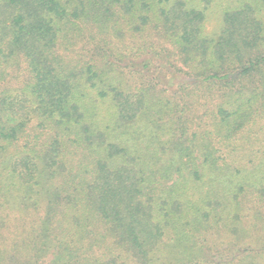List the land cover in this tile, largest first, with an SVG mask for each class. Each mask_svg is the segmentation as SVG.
<instances>
[{"label":"trees","instance_id":"trees-1","mask_svg":"<svg viewBox=\"0 0 264 264\" xmlns=\"http://www.w3.org/2000/svg\"><path fill=\"white\" fill-rule=\"evenodd\" d=\"M213 1L0 0V264H264V0Z\"/></svg>","mask_w":264,"mask_h":264},{"label":"rangeland","instance_id":"rangeland-1","mask_svg":"<svg viewBox=\"0 0 264 264\" xmlns=\"http://www.w3.org/2000/svg\"><path fill=\"white\" fill-rule=\"evenodd\" d=\"M234 2V0H214L213 2H211V4H209L206 8V17L204 20V27L206 29V31L208 33H219L221 31V28L223 26L222 23V17H223V10L229 6L232 5ZM162 47H164L165 49H163L164 51H161V54L159 55L158 59L163 60V61H171L172 65L174 66H179V62H178V56L177 53L175 51V49L170 46L169 44H162ZM145 56V54H144ZM169 58V59H168ZM139 59H143L139 58ZM170 65V62H168ZM153 65H158V62L153 63ZM160 67V66H159ZM154 69V66L152 67ZM152 69V71H154ZM170 69H173L170 67ZM165 76L167 75L168 79L173 76V73H168V70H166V72L164 73ZM244 225L249 226L247 224L244 223ZM252 229H250V231H248L247 236L244 240V242H241V245H258V243L256 241H254V237L251 235ZM256 234H259V230H255ZM249 235L253 237V241L250 242V238ZM216 237L218 238V236L216 235ZM219 239V238H218ZM227 239H231L229 236H220V241L224 242ZM251 243V244H250ZM224 246H226V244L224 243ZM237 252V250L231 251V253H235ZM229 253V251L227 252ZM264 257V256H262Z\"/></svg>","mask_w":264,"mask_h":264}]
</instances>
